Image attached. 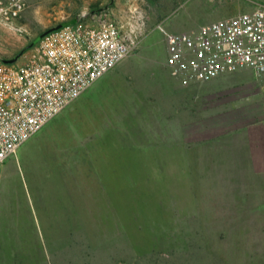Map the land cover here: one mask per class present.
I'll return each instance as SVG.
<instances>
[{"label":"rangeland","instance_id":"obj_1","mask_svg":"<svg viewBox=\"0 0 264 264\" xmlns=\"http://www.w3.org/2000/svg\"><path fill=\"white\" fill-rule=\"evenodd\" d=\"M24 2L20 19L0 23V60L22 61L47 31L95 14L137 43L127 58L167 60V32L264 5ZM195 82L196 130L181 145L145 148L115 124L87 137L103 115L65 109L0 165V264H264V76L242 67Z\"/></svg>","mask_w":264,"mask_h":264},{"label":"built area","instance_id":"obj_2","mask_svg":"<svg viewBox=\"0 0 264 264\" xmlns=\"http://www.w3.org/2000/svg\"><path fill=\"white\" fill-rule=\"evenodd\" d=\"M24 0H0L11 24ZM166 65L182 84L242 67L264 76V5L184 33H167ZM137 47L102 14L47 31L24 60H0V165Z\"/></svg>","mask_w":264,"mask_h":264},{"label":"crops","instance_id":"obj_3","mask_svg":"<svg viewBox=\"0 0 264 264\" xmlns=\"http://www.w3.org/2000/svg\"><path fill=\"white\" fill-rule=\"evenodd\" d=\"M210 23L199 22V27L193 30ZM128 65L132 67L127 68ZM195 85L193 81V85L187 86L189 88L184 87L173 77L166 59L127 58L69 105L67 116L81 115L92 119L94 115H103L96 118L102 124L89 127L92 132L87 137H98L97 130H109L115 124L121 132H127L137 140L134 144L145 148L181 145L191 136L189 131L196 130L195 120L187 118L186 107L187 96ZM167 98L169 106L165 109ZM171 138L179 141L171 142Z\"/></svg>","mask_w":264,"mask_h":264},{"label":"water","instance_id":"obj_4","mask_svg":"<svg viewBox=\"0 0 264 264\" xmlns=\"http://www.w3.org/2000/svg\"><path fill=\"white\" fill-rule=\"evenodd\" d=\"M52 30H53V29H52ZM49 31H50V30H49ZM44 34H45V33H44ZM44 34H43V35H44ZM43 35H42V36H43ZM41 38H42V37H41ZM41 38H40V39H41ZM40 39H39V40H40ZM39 40H38V41H39ZM5 62H6V63H14L15 61L12 60V61H5Z\"/></svg>","mask_w":264,"mask_h":264},{"label":"trees","instance_id":"obj_5","mask_svg":"<svg viewBox=\"0 0 264 264\" xmlns=\"http://www.w3.org/2000/svg\"><path fill=\"white\" fill-rule=\"evenodd\" d=\"M76 21H77V20H76ZM76 21H73V22H71V23H74V22H76ZM67 24H70V23H66L65 25H67ZM65 25H64V26H65Z\"/></svg>","mask_w":264,"mask_h":264}]
</instances>
